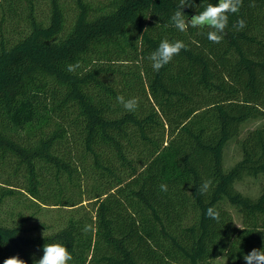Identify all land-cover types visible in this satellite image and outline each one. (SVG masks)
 I'll return each instance as SVG.
<instances>
[{
  "label": "trees",
  "instance_id": "trees-1",
  "mask_svg": "<svg viewBox=\"0 0 264 264\" xmlns=\"http://www.w3.org/2000/svg\"><path fill=\"white\" fill-rule=\"evenodd\" d=\"M217 2L190 0L185 20ZM178 5L0 0V264H33L51 243L68 264H246L264 249V122L230 169L221 154L264 118V0L229 13L220 43L207 27L179 31ZM165 39L187 49L154 71L148 57ZM246 176L263 178L256 197L236 187Z\"/></svg>",
  "mask_w": 264,
  "mask_h": 264
},
{
  "label": "clouds",
  "instance_id": "clouds-1",
  "mask_svg": "<svg viewBox=\"0 0 264 264\" xmlns=\"http://www.w3.org/2000/svg\"><path fill=\"white\" fill-rule=\"evenodd\" d=\"M243 0H218L217 3L207 4L203 11L196 15H193L191 19L185 20V14L183 9L191 6L190 0H179L177 11L171 16V22L181 32L185 31L190 25L192 28H203L207 27L211 29L207 33V38L213 43H220L223 39L221 33L224 32L228 25L229 13L235 14L239 11L242 6ZM234 27L237 30H242L246 27V21L239 19ZM186 50L187 46L183 41L170 42L165 39L162 40L158 48L153 51L148 59L151 61V66L154 71H159L161 68L169 64L173 58L181 52ZM78 65H67V71L73 72ZM117 101L123 106V108L129 112H135L139 103L136 98L126 99L124 96H118ZM213 184L211 179H206L201 184L198 191L201 194H207ZM160 190L163 192L167 191V185L161 184ZM206 215L219 221L220 213L213 207H209L206 210ZM90 226L86 225L83 229L85 232L89 231ZM73 259L71 253L66 246L60 243L45 244L43 246V256L36 260L33 259V264H68ZM243 259L246 264H264V249H253L248 254L244 255ZM3 264H27L23 259L18 256H12L3 261Z\"/></svg>",
  "mask_w": 264,
  "mask_h": 264
},
{
  "label": "rangeland",
  "instance_id": "rangeland-1",
  "mask_svg": "<svg viewBox=\"0 0 264 264\" xmlns=\"http://www.w3.org/2000/svg\"><path fill=\"white\" fill-rule=\"evenodd\" d=\"M264 122V118H250L246 122H244L241 126L240 134L232 137L221 150L222 158L224 161V167L226 170L230 169L232 165H234L242 155L241 143L246 133L260 125ZM262 177H251L246 176L242 180L236 182V187L243 192L252 197H256L261 189ZM226 206L230 209L234 216L235 223L237 225L241 224V215L238 212L237 208L231 205L229 202H225ZM56 211L48 212L47 215H55ZM217 264H228V259L224 256L217 257L215 259Z\"/></svg>",
  "mask_w": 264,
  "mask_h": 264
}]
</instances>
